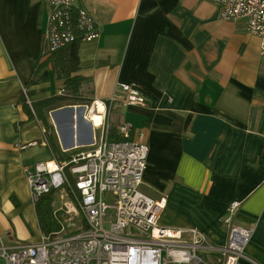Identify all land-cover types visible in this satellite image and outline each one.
Returning <instances> with one entry per match:
<instances>
[{
    "label": "crops",
    "instance_id": "1",
    "mask_svg": "<svg viewBox=\"0 0 264 264\" xmlns=\"http://www.w3.org/2000/svg\"><path fill=\"white\" fill-rule=\"evenodd\" d=\"M79 8L101 32L97 41L79 44L80 70L72 76L87 80L79 96L108 102L118 84L135 85L145 96L144 106L117 104L111 121L116 128L132 124V139L143 136L149 146L142 191L165 200L162 225L196 228L220 248L228 239L224 215L240 202L237 223L254 228L246 255L264 264L260 38L246 21H222L212 0H87ZM49 15L41 0H0V264L2 248L11 252L43 236L26 170L55 157L33 109L64 91L51 67L47 81L36 77L52 55L44 54ZM71 106L58 108L60 129L51 117L62 154L95 142L88 111L82 119L75 107L72 131Z\"/></svg>",
    "mask_w": 264,
    "mask_h": 264
},
{
    "label": "built area",
    "instance_id": "2",
    "mask_svg": "<svg viewBox=\"0 0 264 264\" xmlns=\"http://www.w3.org/2000/svg\"><path fill=\"white\" fill-rule=\"evenodd\" d=\"M41 1L50 8L45 55L70 44L91 43L100 38L94 17L79 8L87 0ZM212 1L221 7L222 21H246L247 31L260 38L264 57V0ZM63 93L62 90L58 95ZM146 102L135 85L118 84L108 102L96 101L91 106L90 112L101 118L98 124L93 122L101 133L98 141L63 151V161L54 157L26 170L36 203L54 191L68 189L77 200L83 225L70 230L74 225L72 214L76 212L66 204L65 212L70 218H57V232L43 234L39 243L11 252L2 248L3 264H257L246 255L254 228L237 223L240 202L232 203L224 215L228 239L220 248L211 246L196 228L162 225L165 200H155L142 191L148 144L143 136L132 139L130 123L117 127L123 140L110 139L115 106H144Z\"/></svg>",
    "mask_w": 264,
    "mask_h": 264
},
{
    "label": "trees",
    "instance_id": "3",
    "mask_svg": "<svg viewBox=\"0 0 264 264\" xmlns=\"http://www.w3.org/2000/svg\"><path fill=\"white\" fill-rule=\"evenodd\" d=\"M79 43L68 45L66 48L53 53L44 63L37 66L36 77L39 76V80L42 82L47 81L49 77L48 68L51 67L52 71L58 76L59 79L64 81V93L63 95H55L49 99L39 101L33 104V109L37 118L41 122L42 126L46 129L49 137L50 145L54 154H61L57 145V138L51 128L48 113L55 109H58L64 104L75 105L77 103H90L81 99L79 96V88L87 80L82 76H75L80 70V58H79ZM27 112L32 116V111L26 103V98L23 96L21 99ZM74 103V104H71ZM110 139L113 141L123 140L117 134V128L114 127ZM54 193L43 196L36 204V211L38 216L39 225L44 235H50L53 232H57L60 228L59 223L54 219Z\"/></svg>",
    "mask_w": 264,
    "mask_h": 264
},
{
    "label": "rangeland",
    "instance_id": "4",
    "mask_svg": "<svg viewBox=\"0 0 264 264\" xmlns=\"http://www.w3.org/2000/svg\"><path fill=\"white\" fill-rule=\"evenodd\" d=\"M68 103L64 104V105H67ZM71 104H74V103H71ZM93 103H77L75 104L76 106H85V111H87L86 108L92 106ZM52 115V114H51ZM52 116H50V114L48 115V119H49V122L51 123V128H53V132L55 133V128H54V125L52 123ZM95 122H96V119L94 118ZM114 121V119H113ZM97 123V122H96ZM98 124V123H97ZM95 140L98 141L100 139V136H101V133L97 130H95ZM58 160L60 161H63L65 159V157L61 154H55L54 155ZM54 193V212H53V216H54V219L57 221V218L62 220V221H65L67 219L70 218V215H67L65 210H66V204H70L72 206V210L75 211L76 213H74V215L72 214L73 216V227H71L70 230H74V229H77L79 228L80 226L83 225V219H82V215L79 211V208H78V203H77V200L74 199L71 194H70V190H60V191H54L52 192ZM58 222V221H57Z\"/></svg>",
    "mask_w": 264,
    "mask_h": 264
},
{
    "label": "water",
    "instance_id": "5",
    "mask_svg": "<svg viewBox=\"0 0 264 264\" xmlns=\"http://www.w3.org/2000/svg\"><path fill=\"white\" fill-rule=\"evenodd\" d=\"M75 107H78V110H79V114H80V116L82 117V119H83V115H84V109H85V106H71V108H68V109H72V116H71V122H72V124H71V128H72V131H74V123H75V110H76V108ZM60 111V109H58V110H55V111H53V115H52V117L55 119V120H57V125H58V127H59V129H60V126H59V122H58V112ZM61 131V130H60ZM93 143V142H92ZM72 148H74V146H72V147H68V148H66V150H68V149H72Z\"/></svg>",
    "mask_w": 264,
    "mask_h": 264
},
{
    "label": "bare ground",
    "instance_id": "6",
    "mask_svg": "<svg viewBox=\"0 0 264 264\" xmlns=\"http://www.w3.org/2000/svg\"><path fill=\"white\" fill-rule=\"evenodd\" d=\"M87 109H88L87 111L90 112V109H91V108L88 107ZM100 110L103 111L102 106H100ZM89 118H90V122H91V123L95 121L94 118L96 119V122H97V123H99V122L101 121L100 116H99V115H96L95 113H92V112H90V117H89ZM97 123H96V124H97Z\"/></svg>",
    "mask_w": 264,
    "mask_h": 264
}]
</instances>
